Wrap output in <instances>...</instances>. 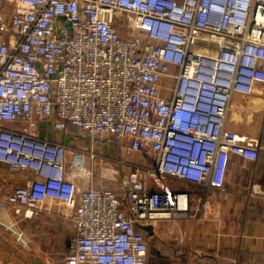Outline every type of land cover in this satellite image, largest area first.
Here are the masks:
<instances>
[{
  "label": "built area",
  "instance_id": "1",
  "mask_svg": "<svg viewBox=\"0 0 264 264\" xmlns=\"http://www.w3.org/2000/svg\"><path fill=\"white\" fill-rule=\"evenodd\" d=\"M0 6L8 8L0 34L9 35L0 36V164L33 176L11 192L0 187V224L7 213L20 221L47 201L64 202L75 234L64 264H149L142 226L202 220L231 156L259 160L264 0ZM53 118L93 141L143 140L152 159L102 154L78 146V137L69 144L41 139L25 127ZM97 164L120 168L122 193L78 188V178L94 180ZM151 180L188 188L152 189ZM2 225L18 242L29 241Z\"/></svg>",
  "mask_w": 264,
  "mask_h": 264
},
{
  "label": "crops",
  "instance_id": "2",
  "mask_svg": "<svg viewBox=\"0 0 264 264\" xmlns=\"http://www.w3.org/2000/svg\"><path fill=\"white\" fill-rule=\"evenodd\" d=\"M2 11L0 8V24L8 19ZM25 127L41 139L64 144L72 143L78 137V145L87 138L80 135L78 129L55 118ZM233 128L245 130L236 125ZM136 142L126 147L128 153H143ZM130 147L136 149L128 150ZM144 152L146 160H151L149 151ZM124 154L127 157V153ZM31 179L33 176L29 172L14 173L0 164V187L6 192ZM76 183L81 190L92 186L110 187L96 179L78 178ZM251 184L253 188L249 187ZM125 186L121 179L110 188L122 193ZM149 187L184 190L188 185L178 181L151 180ZM71 212L62 201H47L36 216L20 221L10 213L2 216V224L12 226L16 223V230L23 231L29 241L23 244L0 240V264H64L65 255L74 247L75 234L69 222ZM2 224L0 229L5 228ZM151 226V235L141 227L149 236V264H264L263 146L256 162L231 156L224 186L213 191L211 207L205 218L164 220Z\"/></svg>",
  "mask_w": 264,
  "mask_h": 264
},
{
  "label": "rangeland",
  "instance_id": "3",
  "mask_svg": "<svg viewBox=\"0 0 264 264\" xmlns=\"http://www.w3.org/2000/svg\"><path fill=\"white\" fill-rule=\"evenodd\" d=\"M1 9H3L2 13L3 15L6 16V18H8L7 16V11L8 9L5 6H0ZM4 16V17H5ZM262 117V114H261ZM257 118V121L255 122V130L259 131L260 134V138H261V144L263 146L264 149V121ZM263 128V131H262ZM131 140V141H130ZM133 140V141H132ZM130 141V142H129ZM129 141H125L122 143H116L113 141H108V140H91L89 138H83L82 141H79L78 146L80 147H84V148H94L97 152H101L103 153H109L111 155H113L114 157H124L130 160H135V161H140L141 163L147 162L146 160V154L144 151L149 150V146L148 144L140 139L137 138H131L129 139ZM137 141V142H136ZM137 143V146L140 150L143 151V153H128L126 151V147L133 143ZM124 152L127 153V157H125ZM129 157V158H128ZM95 177L94 179L96 180H100L101 182H103L104 184H107L108 186L112 187V185L117 184L121 181V176L119 175L121 170L118 166H112V167H108V169L104 168L102 165L97 164L96 168H95ZM129 169L125 168V173H128ZM109 178V179H107ZM115 179V181H114ZM252 185V184H251ZM263 185V184H262ZM251 188L254 187V185L249 186ZM12 230L16 231V226L13 223V226L11 227ZM1 230V234L0 235V240L4 243H9V242H14L17 241L15 235L13 234V232L11 230H7V229H0Z\"/></svg>",
  "mask_w": 264,
  "mask_h": 264
},
{
  "label": "water",
  "instance_id": "4",
  "mask_svg": "<svg viewBox=\"0 0 264 264\" xmlns=\"http://www.w3.org/2000/svg\"><path fill=\"white\" fill-rule=\"evenodd\" d=\"M143 229L145 230V231H147V233L149 234V235H151V231H152V226L150 225V226H143Z\"/></svg>",
  "mask_w": 264,
  "mask_h": 264
}]
</instances>
